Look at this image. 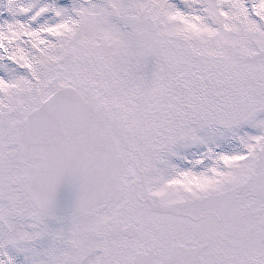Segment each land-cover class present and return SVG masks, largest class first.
I'll return each mask as SVG.
<instances>
[{
  "label": "snow or ice",
  "instance_id": "snow-or-ice-1",
  "mask_svg": "<svg viewBox=\"0 0 264 264\" xmlns=\"http://www.w3.org/2000/svg\"><path fill=\"white\" fill-rule=\"evenodd\" d=\"M0 264H264V0H0Z\"/></svg>",
  "mask_w": 264,
  "mask_h": 264
}]
</instances>
